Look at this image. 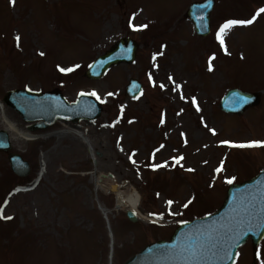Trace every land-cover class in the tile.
Listing matches in <instances>:
<instances>
[{
	"label": "rangeland",
	"instance_id": "rangeland-1",
	"mask_svg": "<svg viewBox=\"0 0 264 264\" xmlns=\"http://www.w3.org/2000/svg\"><path fill=\"white\" fill-rule=\"evenodd\" d=\"M192 1L0 0V100L12 89L58 87L68 101L95 91L103 105L90 122L38 130L3 103L30 139L12 140L0 118L9 152L31 169L15 174L0 151V217H12L0 218V264H122L144 245L167 240L181 222L219 207L228 178L240 182L264 167V145L235 146L264 141V13L257 14L264 0H215L206 37L185 16ZM253 15L251 24L225 31L222 48L220 25ZM130 20L146 27H129ZM124 37L137 43L133 62L85 78L88 64ZM73 65L67 73L57 67ZM130 77L143 88L135 99L123 92ZM231 87L259 91L260 102L241 115L223 113L218 103ZM94 170L135 188L136 222L126 218L127 208L115 209L114 194L95 191ZM258 251L262 264L264 238ZM251 261L247 241L234 264Z\"/></svg>",
	"mask_w": 264,
	"mask_h": 264
},
{
	"label": "water",
	"instance_id": "water-1",
	"mask_svg": "<svg viewBox=\"0 0 264 264\" xmlns=\"http://www.w3.org/2000/svg\"><path fill=\"white\" fill-rule=\"evenodd\" d=\"M214 0L193 2L186 16L192 21L197 35L205 36L210 30V12ZM136 43L121 38L86 70L88 78H100L105 71L120 62L134 59ZM139 83L130 79L125 88L129 96H136ZM4 103L20 113L26 122H39L29 129H43L57 119L77 122L94 119L100 115L101 106L92 97L81 95L74 103H68L56 89L45 93L12 90L5 94ZM259 102L258 93L230 89L222 97L220 108L226 112L241 114L247 107ZM8 135L0 130V151L8 152L12 171L25 176L29 164L15 152H9ZM127 218L135 222L136 216L126 211ZM264 236V169L250 180L231 184L222 205L212 214L180 224L168 241L158 240L146 245L123 264H232L237 248L251 240L253 250ZM191 249L197 250L195 261L187 259ZM255 262V253L254 260Z\"/></svg>",
	"mask_w": 264,
	"mask_h": 264
},
{
	"label": "bare ground",
	"instance_id": "bare-ground-1",
	"mask_svg": "<svg viewBox=\"0 0 264 264\" xmlns=\"http://www.w3.org/2000/svg\"><path fill=\"white\" fill-rule=\"evenodd\" d=\"M0 118L5 123V129L8 132H11V139H15L16 137H24L22 132L17 128L16 123L9 120L5 112V106L0 100ZM31 132V131H30ZM31 134V133H30ZM28 135V134H27ZM40 137V136H38ZM36 137V139L38 138ZM25 140H30L29 137H24ZM93 180H94V188L95 191L101 190L103 192H110L115 196V209L127 208L133 210L136 214L137 208L139 205V195L138 192L133 188L131 184L128 182H118L115 177L110 175H104L96 170L93 171ZM104 214L108 219V214L112 212V210L107 209L103 210ZM139 215V214H138ZM142 217V216H141Z\"/></svg>",
	"mask_w": 264,
	"mask_h": 264
},
{
	"label": "snow or ice",
	"instance_id": "snow-or-ice-1",
	"mask_svg": "<svg viewBox=\"0 0 264 264\" xmlns=\"http://www.w3.org/2000/svg\"><path fill=\"white\" fill-rule=\"evenodd\" d=\"M10 3H14V0H10ZM259 13H264V7L260 8L257 10V14ZM256 19V15H253L251 19H246V20H237V19H229V20H226L224 21V23H222L219 27V29L217 30L216 32V39L220 42V46L222 48L225 47L224 45V39H223V34L225 33V31L227 29H230L231 27L235 26V25H248V24H251L254 20ZM129 27H132V28H145L146 25H134L131 23V20L129 21ZM15 39L18 41L19 40V36L15 37ZM226 51V49H225ZM40 55H43V53H40ZM153 59H155V57H153ZM209 59H213V57H209ZM59 71L61 72H64V73H67V72H71L73 70V68L75 67H78L77 65H73L72 67H69V68H62V67H59ZM153 67H155V65H153ZM209 68L211 69V64L209 65ZM152 77L151 75H149V80L151 81ZM169 79L171 80L172 77L170 76ZM161 88L165 87V85L161 84L160 85ZM176 88L179 89L180 88V85L177 84L176 85ZM92 95H97L95 93V91H93L91 93ZM107 95H112V93H108ZM97 99H99V96H97ZM193 103H195V98H193ZM123 107V106H121ZM163 119H161V123H163ZM209 131H213L212 129H209ZM220 143H223V144H230L232 142H229V141H221ZM261 145H264V141L262 140H253V141H248V142H244V143H240L238 145H235V146H238V147H253V146H261ZM172 159L176 160L177 162H179L180 159H182V157H173ZM161 165H150V167H152L153 169L155 168H158L160 167ZM215 171L219 172L221 171V168H217L215 169ZM234 178H228L227 182L228 183H232V180ZM167 204L171 205L173 203L172 200H168L166 201ZM187 205H184V207H186ZM150 215H157L156 213H151ZM2 219H5V220H10L12 219V217L10 216H2L0 217ZM257 256L259 258V251L257 252ZM187 259L189 260H192V261H195L197 259V250L196 249H191V254L187 257ZM262 264H264V261H262Z\"/></svg>",
	"mask_w": 264,
	"mask_h": 264
}]
</instances>
